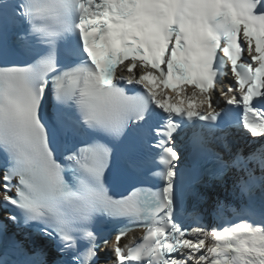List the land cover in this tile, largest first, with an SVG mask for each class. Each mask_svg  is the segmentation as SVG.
Wrapping results in <instances>:
<instances>
[{
  "label": "snow or ice",
  "instance_id": "1",
  "mask_svg": "<svg viewBox=\"0 0 264 264\" xmlns=\"http://www.w3.org/2000/svg\"><path fill=\"white\" fill-rule=\"evenodd\" d=\"M102 259L264 264V0H0V264Z\"/></svg>",
  "mask_w": 264,
  "mask_h": 264
}]
</instances>
